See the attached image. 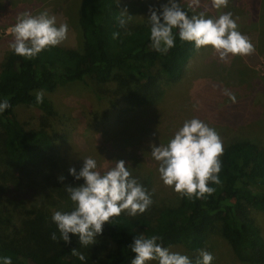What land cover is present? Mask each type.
<instances>
[{
  "label": "trees",
  "instance_id": "16d2710c",
  "mask_svg": "<svg viewBox=\"0 0 264 264\" xmlns=\"http://www.w3.org/2000/svg\"><path fill=\"white\" fill-rule=\"evenodd\" d=\"M73 8L74 31L79 34L75 46L61 43L33 59L11 50L0 57V98H8L10 104L0 114V254L11 256L13 264H130L135 253L128 245L142 232L158 235L163 246L179 248L192 257L197 249L210 252L207 242L218 227L235 263L264 264V229L258 218L264 212V129L260 133L247 127L239 133L225 123L209 124L223 137L224 149L221 182L212 185L211 195L189 199L160 192L153 187L142 157L127 164L152 193L153 203L145 213L110 218L97 242L87 248L72 234L69 243L50 239L56 231L51 213L73 206L64 184L82 180H73L70 165L59 154L56 141L64 131L58 126L55 105L45 94L81 82L96 100L107 104L103 113L110 126L134 130V120L180 81L197 50L178 37L167 54L152 50L145 17L131 19L126 29L120 28L116 17L121 6L115 0H79ZM69 20L70 14L66 23L72 29ZM113 32L119 33L116 39ZM37 92L43 93L42 103L36 102ZM20 108L35 110L37 124L21 121ZM72 166L79 170L82 165ZM61 175L63 181L57 179ZM25 182L39 186L34 192L38 198L31 204L24 198L15 203L14 192ZM74 247L85 261L72 254ZM213 264L223 262L214 259Z\"/></svg>",
  "mask_w": 264,
  "mask_h": 264
},
{
  "label": "clouds",
  "instance_id": "9594fccd",
  "mask_svg": "<svg viewBox=\"0 0 264 264\" xmlns=\"http://www.w3.org/2000/svg\"><path fill=\"white\" fill-rule=\"evenodd\" d=\"M229 2L210 0L211 7L216 10L226 9ZM200 4L201 0H186V3L184 0H166L158 9L150 5L145 20L151 49L165 55L176 46L178 37L197 50L210 46L221 60L229 55L246 56L254 51L248 37L238 30L231 11L212 17L207 15L206 9L197 11ZM132 16L127 9L120 10L116 17L118 26L126 29ZM67 33L68 24H58L55 15L47 10L36 14L24 12L16 17L9 30L12 39L8 48L14 55L33 59L42 51L61 44ZM118 36V32L112 33L113 39ZM223 94L230 102H236L234 93L225 89ZM36 102H43L42 92L36 93ZM9 107L8 98H0V114ZM149 148L160 180L181 196L205 198L215 191L212 185L221 182L218 174L224 151L222 141L214 127L197 117L183 121L166 143L150 141ZM82 161L79 170L74 166L68 168L73 180H82V183L64 184L73 206L68 211L51 213L56 231L50 233V239L69 243V234H72L79 245L87 248L97 242L110 218L121 213L136 217L145 213L153 201L152 193L132 174L124 160H115L114 166L105 171L98 169L97 160L91 156L83 157ZM57 179L63 181L64 177L61 175ZM161 239L158 235L136 233L128 245L135 253L130 264H213L212 253L205 249H197L196 254L189 257L163 246ZM70 251L80 261L86 260L75 247ZM0 264H13L12 257L0 254Z\"/></svg>",
  "mask_w": 264,
  "mask_h": 264
},
{
  "label": "rangeland",
  "instance_id": "374dc122",
  "mask_svg": "<svg viewBox=\"0 0 264 264\" xmlns=\"http://www.w3.org/2000/svg\"><path fill=\"white\" fill-rule=\"evenodd\" d=\"M79 0H0V57L10 49L12 39L9 30L16 17L24 12L36 14L47 10L55 15L57 23L66 22L70 14L72 29L68 27L67 38L62 42L74 45L79 34L73 4ZM121 10L127 9L131 19L148 15L149 6L157 9L166 0H115ZM186 3V0H184ZM72 6L66 10L65 7ZM207 10V15L216 17L223 11H231L238 30L248 37L254 51L246 56H231L221 60L210 46L195 51L180 81L165 90L163 98L154 105L144 108L145 113L134 120L136 129H116L110 126L104 109L107 104L94 98L90 90L81 82L68 83L45 95L55 105L59 127L63 133L57 138V147L65 159L64 164L82 165V158L91 156L97 160L98 169L113 167L115 160L126 163L145 160L150 170L153 187L171 195V187L165 186L156 171L157 164L151 158L149 142L166 143L183 121L197 117L208 124L225 123L234 126L239 133L247 127L255 132L264 129V0H230L226 9L216 10L210 0H201L199 10ZM69 13V14H68ZM79 32V29L77 27ZM227 89L236 95L232 103L224 95ZM18 118L36 125L38 115L35 110L20 108ZM223 144V137L220 136ZM67 165V166H68ZM39 186L26 182L14 194L18 203L24 198L30 204L38 198L34 192ZM27 206V205H26ZM17 205L13 209L17 210ZM264 229V212L258 213ZM264 235V232H263ZM207 244L214 259L223 264H237L232 259V251L214 227ZM170 250L184 252L176 247ZM155 264V262H152Z\"/></svg>",
  "mask_w": 264,
  "mask_h": 264
}]
</instances>
